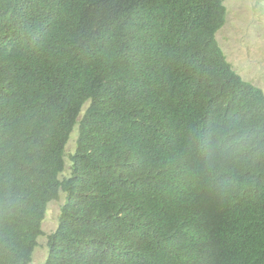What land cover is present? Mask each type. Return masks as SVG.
<instances>
[{"label": "trees", "instance_id": "16d2710c", "mask_svg": "<svg viewBox=\"0 0 264 264\" xmlns=\"http://www.w3.org/2000/svg\"><path fill=\"white\" fill-rule=\"evenodd\" d=\"M223 0H0V264H264V92ZM76 133L69 155L64 148Z\"/></svg>", "mask_w": 264, "mask_h": 264}, {"label": "rangeland", "instance_id": "374dc122", "mask_svg": "<svg viewBox=\"0 0 264 264\" xmlns=\"http://www.w3.org/2000/svg\"><path fill=\"white\" fill-rule=\"evenodd\" d=\"M227 15L223 26L216 33L218 43L233 69L245 80L264 92V0H223ZM74 132L65 149V167L61 177L69 174V155L75 149ZM65 195L50 201L42 222V234L38 237L32 261L44 264L48 236L57 228L60 207Z\"/></svg>", "mask_w": 264, "mask_h": 264}, {"label": "clouds", "instance_id": "9594fccd", "mask_svg": "<svg viewBox=\"0 0 264 264\" xmlns=\"http://www.w3.org/2000/svg\"><path fill=\"white\" fill-rule=\"evenodd\" d=\"M218 32V31H217ZM230 63V62H229ZM65 149H66V147L64 148V154H65Z\"/></svg>", "mask_w": 264, "mask_h": 264}]
</instances>
